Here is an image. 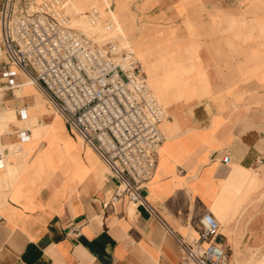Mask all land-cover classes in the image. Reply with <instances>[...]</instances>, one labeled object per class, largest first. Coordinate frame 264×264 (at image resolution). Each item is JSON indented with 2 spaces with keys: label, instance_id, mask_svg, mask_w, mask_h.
Listing matches in <instances>:
<instances>
[{
  "label": "crops",
  "instance_id": "1",
  "mask_svg": "<svg viewBox=\"0 0 264 264\" xmlns=\"http://www.w3.org/2000/svg\"><path fill=\"white\" fill-rule=\"evenodd\" d=\"M108 2L107 16L134 17L127 0ZM240 2L139 0L155 42L137 52L166 112L157 167L141 187L152 211L111 201L116 178L52 104L38 117L52 124L25 161L37 134L24 121L38 99L14 65L9 85L0 57V116L8 108L14 117H0V264H177L176 237L195 238L205 212L220 223L227 263L264 248V208L253 213L264 181V41L236 10Z\"/></svg>",
  "mask_w": 264,
  "mask_h": 264
},
{
  "label": "built area",
  "instance_id": "2",
  "mask_svg": "<svg viewBox=\"0 0 264 264\" xmlns=\"http://www.w3.org/2000/svg\"><path fill=\"white\" fill-rule=\"evenodd\" d=\"M66 4L67 0H0V57L7 58L2 74L9 85L15 76L9 65L32 77L69 130L116 178L112 202L126 198L151 210L141 187L157 167L165 108L132 50L73 27ZM84 16L90 26L117 30L113 16L103 17L97 7L88 8ZM19 114L24 116L25 110ZM222 161L227 163L229 156ZM199 223L195 238L176 237L182 252L177 264H227V252L216 242L219 221L205 212ZM73 232L77 234L78 227Z\"/></svg>",
  "mask_w": 264,
  "mask_h": 264
},
{
  "label": "rangeland",
  "instance_id": "3",
  "mask_svg": "<svg viewBox=\"0 0 264 264\" xmlns=\"http://www.w3.org/2000/svg\"><path fill=\"white\" fill-rule=\"evenodd\" d=\"M112 2V7L114 6L113 0H110ZM76 3H79L82 7V9L78 10ZM88 2L86 0H68L66 4V11L70 15V24L83 31L84 33L91 35H96V39L105 41L107 39H113L117 43H119L122 46H127L131 48L136 56L140 59L141 63H146V59L142 54L137 52V47L141 45H147L148 43H154L155 42V35L151 34L150 30L148 28L151 26L150 23L146 22L143 18H141L142 13L144 12L143 8L141 7V4L139 3V0H127V8L128 11L134 16L132 19L125 17L124 12H121L119 14L118 12H115L113 10L108 11L111 13L113 18L115 19L117 23V30L115 31H106L103 26L97 25V26H90L86 19H85V12L90 6H96L100 9L102 12L103 17L107 16L106 12L103 9V6H108L109 2L108 0L104 1V4L99 5L97 3H91L92 5L86 7ZM70 6V8H69ZM113 9V8H112ZM238 11H242L245 13V16H249V18L245 19L246 22L249 23L250 26L253 27V31L255 32L256 38H258L259 41H264V32H261L259 30L260 22L262 21L264 23V0H241V2L237 5ZM247 10L249 12H247ZM122 25V26H121ZM124 28V31L122 29ZM261 53V52H260ZM259 54V53H258ZM263 54V52L261 53ZM147 72L149 70L147 69ZM24 77L23 86L28 88L31 93H35V96L38 100H36L33 104L29 105L27 107L28 114H29V120H25V125L31 124V121L36 119V106L37 105H43L47 109L52 110V106L47 102V100H44V94L42 91L35 87L28 76L22 75ZM31 83V85H29ZM23 91H26V89H22ZM17 92V91H16ZM18 93V92H17ZM7 94V93H6ZM56 110V109H55ZM57 113V111H56ZM59 114V113H58ZM1 116H5L3 120L5 123L10 120L14 119L13 117V111L11 109L6 108L4 114ZM0 116V117H1ZM0 132L4 130L5 124L2 122L0 123ZM35 124H33L34 126ZM31 131H34L39 133L40 126L30 127ZM38 135V134H37ZM30 154H25V161L29 158ZM260 187L259 195L257 199H254V205L255 209L253 213L261 210L264 208V181L262 183V180L260 184L257 186V189ZM247 213V212H246ZM239 255H243L241 253H238ZM250 256H253L250 258ZM264 248L263 249H249L246 256L243 258H238L236 260H233V264H264ZM231 259H228V262ZM250 260V261H249ZM248 261V262H246ZM229 264V263H227Z\"/></svg>",
  "mask_w": 264,
  "mask_h": 264
},
{
  "label": "bare ground",
  "instance_id": "4",
  "mask_svg": "<svg viewBox=\"0 0 264 264\" xmlns=\"http://www.w3.org/2000/svg\"><path fill=\"white\" fill-rule=\"evenodd\" d=\"M67 2H68V0H67ZM76 6H77V9L78 10H80V9H82V7H81V5L79 4V3H76L75 4ZM90 7H92V6H90ZM94 7H96V6H94ZM69 8H70V6H69ZM98 8V7H97ZM143 66V65H142ZM144 69V68H143ZM28 78L30 79V81H31V83H33L34 84V81H33V79H32V77H30V76H28ZM147 81H148V78H147ZM148 84H149V82H148ZM18 91H19V93L21 92V94L24 92H22V89H18ZM33 94H35V93H33ZM44 100H47V102L51 105V103L49 102V100L48 99H45L44 98ZM52 106V105H51ZM46 110H48L49 111V109H47L45 106H43V105H37L36 106V119L35 120H33V121H31V126H33V124H35L34 126H40V128H39V133H37L38 135H36V136H33V135H30V137H29V139H28V141H26V145H25V152H24V154H30L31 153V151H32V149L34 150V147H35V145L37 144V142L38 141H40L41 142V140H43L42 138H43V136H44V133H45V131H46V129L48 128V127H50L51 126V124H52V122H44L43 120H39V115L42 113V112H44V111H46ZM48 113V112H47ZM50 113V112H49ZM55 115H56V113H55ZM5 116H1V118L3 119ZM5 119V118H4ZM50 119V118H49ZM53 132V131H52ZM23 135V134H22ZM34 145V146H33ZM250 261V260H249ZM246 262H248V261H246Z\"/></svg>",
  "mask_w": 264,
  "mask_h": 264
}]
</instances>
